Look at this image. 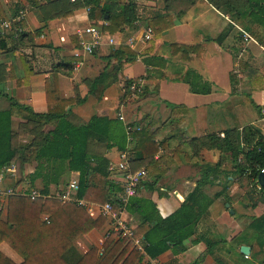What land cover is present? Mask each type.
<instances>
[{
  "label": "crops",
  "instance_id": "1",
  "mask_svg": "<svg viewBox=\"0 0 264 264\" xmlns=\"http://www.w3.org/2000/svg\"><path fill=\"white\" fill-rule=\"evenodd\" d=\"M114 2L118 13L130 2L135 12L128 20L123 19L121 31L105 32V44L94 54H87L80 46L79 32L93 23L103 24L105 31L108 23L91 20L81 0H0V21L25 14L23 34L12 30L0 37V112L12 108V98L38 114L57 106L59 113H67V120L74 126L86 125L93 117L121 121L119 117L124 116V128L127 123H143L142 128L149 130L156 142L163 143L153 157L136 158V141L129 140L127 134L126 151L117 146L107 149L105 143L89 140L88 154L110 162L109 180L123 188L127 171L145 169L147 177L136 196L153 202L163 218L175 214L196 189L213 202L209 215L199 221L194 235L184 241V252L169 250L157 259L142 254L139 262L194 264L201 259L199 264H264V193L257 189L249 172L242 173L237 167L244 163L243 159L232 161L229 153L210 141L211 137L223 138L227 131H242L246 127L264 135V46L260 41L264 40V27L249 22L251 31L247 30V22L234 23L209 0ZM230 26L222 43L215 41ZM149 28L153 38L147 41ZM241 30L256 42L245 43ZM37 32L41 33L34 37ZM107 38H112L114 44L107 43ZM152 41L153 51L146 54ZM171 44L200 46L204 50L192 52L186 60L181 54L172 55ZM122 46L133 50L137 60L118 70L117 61L108 57L111 50ZM104 71L105 88L98 97L90 89ZM188 71L197 72L209 83L211 93H193L187 83L174 80ZM124 77L144 82V95L135 103L142 106L138 110H132L131 97H126ZM48 87L51 92L57 90L51 105ZM55 100L67 104L62 108ZM11 127L12 144L18 152L11 164L0 170V187L12 188L18 195L33 190L42 192L41 176L46 171L41 170L38 175L36 151L44 137L54 131L55 123H40L15 110ZM124 162L127 170H120L119 164ZM65 171L58 184L49 187V197H55L76 178V172ZM8 199L0 210L3 220L7 218ZM87 209L94 218L104 214L101 205L88 203ZM114 212L133 230L140 222L138 214L124 208ZM106 217L101 230L74 241L81 254L94 246L102 250L108 233L116 230L117 218L112 214ZM203 239L217 243L211 253ZM244 246L250 248L249 258L241 252ZM0 251L17 264L23 262L6 243L0 244Z\"/></svg>",
  "mask_w": 264,
  "mask_h": 264
},
{
  "label": "trees",
  "instance_id": "2",
  "mask_svg": "<svg viewBox=\"0 0 264 264\" xmlns=\"http://www.w3.org/2000/svg\"><path fill=\"white\" fill-rule=\"evenodd\" d=\"M81 1L89 8L88 15L91 20L102 19L108 23L105 32L109 34L121 31L123 19L128 20L135 12L131 2L126 3L122 11L118 13L116 12L118 5L114 2L116 0ZM209 1L216 3L218 9L222 8L223 13L228 15L234 23L247 22L244 25L247 30H250L249 22L264 27V0ZM241 1H245V4ZM231 28L232 26L215 41L221 44ZM40 33L37 32L34 37L39 36ZM209 40L212 39L208 38ZM260 41L264 46V40L260 39ZM154 45L155 42L152 41L146 54L153 51ZM169 47L172 55L181 54L186 60L190 59L189 54L192 52H203L204 50L200 46L171 44ZM108 58L117 61L118 67L116 68L121 70L125 63L136 62L137 54L130 48L122 46L111 50ZM106 78L107 72L104 71L93 82L90 93L101 97ZM178 79L187 83L193 93H211V85L195 71H188L174 80ZM124 81V91L127 95L130 87L139 82L125 77ZM52 96H57V90L51 92L48 87L47 99L50 105ZM10 101L12 108L0 112V170L9 166L18 152L12 144L11 119L15 110L26 113L29 119L40 123H55L54 131L44 137L36 151L38 175L39 171H46V174L41 176L44 184L42 194L46 197L32 200L29 193L10 196L7 218L6 220L0 218V244L6 243L12 248L23 259L20 264H142L139 262L142 253L134 247V242L115 230L108 233L102 250L95 246L86 254H81L77 250L74 241L81 235L101 230L107 222V217L103 214L94 218L86 207L77 202H62L56 197H49V187L52 184H58L64 169L80 172L77 199L102 206L112 202L114 211L124 208L129 213L140 216V222L133 233L134 238L143 240L148 257L157 259L169 250L179 253L185 251L184 241L194 235L199 221L209 215V207L213 200L196 189L187 197L186 204L167 218L160 216L153 202L137 196L132 197L124 206L118 195V193L123 194V188L109 180L110 162L108 159L102 156L91 157L87 152L90 139L105 143L107 149L117 146L120 151H126L127 133L121 121L93 117L86 125L74 126L67 120V113H59L57 106L50 108L48 113L38 114L12 98ZM247 102L253 103L248 99ZM55 104H60L64 108L67 103L55 100ZM170 106L175 107L172 104ZM131 126L141 128L132 133V140L136 141L133 150L135 157L142 160L157 155L163 143L156 142L149 130L143 129L142 126L135 123H131ZM210 141L217 149L229 153L232 161L239 162L243 159L244 163L237 167L241 168L242 173L249 172L258 189L257 179L261 169L264 168V135L253 127H246L242 131L235 129L227 131L223 138L211 137ZM138 190L139 187L137 192ZM259 191L264 193L263 188ZM43 217H47L48 220H44ZM203 241L207 245L208 253H211L212 248L217 245L208 239H203ZM200 262L201 259L194 264ZM0 264L17 263L0 251Z\"/></svg>",
  "mask_w": 264,
  "mask_h": 264
},
{
  "label": "built area",
  "instance_id": "3",
  "mask_svg": "<svg viewBox=\"0 0 264 264\" xmlns=\"http://www.w3.org/2000/svg\"><path fill=\"white\" fill-rule=\"evenodd\" d=\"M87 12H89V8H87ZM24 16H25L24 12H21L13 20L0 22V37L5 36L9 31L12 30H15L18 35L23 34L24 29L21 24L24 19ZM79 36H80V46L83 49V51L86 52L87 54H94L106 42L105 41L106 34L103 29V24H99V23L90 24L83 31L79 32ZM145 38L147 41L152 40L153 30L151 28L147 30ZM241 38L245 43L256 42L248 32H245L243 30H241ZM107 40H108L107 43H109L110 45L114 44V40L112 38H107ZM263 54H264V49H263ZM143 86H144V82L140 80L138 83L133 84L130 87V92L132 93V95H136L137 93L142 92ZM119 119L123 122L126 121L124 116H120ZM136 130L139 131L141 130V128L139 126H131L130 123L126 124V133L129 140H132L133 138L132 133L133 131ZM123 158L126 159V154L123 155ZM119 169L127 170V164L125 162L120 163ZM262 172H264V168L261 169L260 173ZM146 177H147V171L145 169L126 172L124 185H123L124 191L123 194L120 196V200L124 206L128 204L129 200L132 197H135L137 195V189L141 184V182ZM2 178L3 176H1V179ZM79 178H80V172H76V178L71 180L67 188L58 192L55 195V197L60 199L62 202L74 201L77 202L79 205H82L87 208L88 203L76 198V194L79 189ZM258 189L259 190L262 189V187L259 184H258ZM16 194H17L16 191L12 188L0 187V210L3 209L6 199ZM28 195L32 200L46 197L39 190H33ZM103 211H104V215L112 214L115 218H117V225L115 231H119L123 236H127L128 238H130L134 242V246L143 255H146L143 240L141 238H134L133 229L130 226H128L122 219L118 218L117 214L113 210V203L108 202L107 204H105L103 206ZM44 219L48 220L47 217H45ZM246 258H249V256L246 255Z\"/></svg>",
  "mask_w": 264,
  "mask_h": 264
},
{
  "label": "rangeland",
  "instance_id": "4",
  "mask_svg": "<svg viewBox=\"0 0 264 264\" xmlns=\"http://www.w3.org/2000/svg\"><path fill=\"white\" fill-rule=\"evenodd\" d=\"M242 4H245V1H241ZM104 28V26H103ZM144 92V91H143ZM137 93L136 95H131V92H128V95L126 94V97L127 96H130V103L129 104H132L133 107H132V110H138L139 108H141L142 106L141 105H136L135 103L139 102L140 99L143 97L144 93ZM135 104V105H134ZM142 126H143V123H142ZM135 247V246H134ZM3 250L4 251H8L7 248L3 247Z\"/></svg>",
  "mask_w": 264,
  "mask_h": 264
},
{
  "label": "water",
  "instance_id": "5",
  "mask_svg": "<svg viewBox=\"0 0 264 264\" xmlns=\"http://www.w3.org/2000/svg\"><path fill=\"white\" fill-rule=\"evenodd\" d=\"M257 182L262 188H264V172L259 174ZM241 252L244 255H248L250 253V248L247 247V246H244V247L241 248Z\"/></svg>",
  "mask_w": 264,
  "mask_h": 264
}]
</instances>
